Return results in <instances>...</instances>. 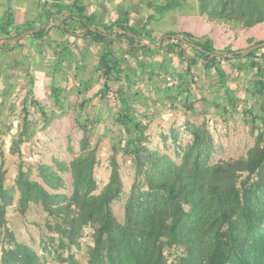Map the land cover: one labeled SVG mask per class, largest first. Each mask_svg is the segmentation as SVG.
Segmentation results:
<instances>
[{"label": "rangeland", "instance_id": "374dc122", "mask_svg": "<svg viewBox=\"0 0 264 264\" xmlns=\"http://www.w3.org/2000/svg\"><path fill=\"white\" fill-rule=\"evenodd\" d=\"M84 1L86 12L95 13L101 22L111 24L129 10L130 15L133 12L137 16L131 23L140 27L167 0ZM258 1L264 5V0ZM189 3L190 6L170 14L159 10L157 20L148 25L150 34L160 37L166 32L191 28L201 41H209L223 51L248 47L250 37L254 43L264 40V22L248 27L249 12L239 5L234 10L229 8L228 18H214L202 12V0ZM4 4L0 8H9L3 7ZM215 4L222 7L221 0H214L210 8ZM21 43L17 47L10 41L13 48L0 51V178L4 179L10 199L6 223L0 225V264H74L71 255L79 264H88L92 227H85L80 245L68 247V239L53 229L55 223L41 203L32 201L28 207L24 206L20 172L24 170L30 178L55 192L44 173L58 171L64 178L58 182V190L70 193V174L60 170V162L68 166L81 153L83 124H87L92 147L98 150L96 179L100 188L109 182L111 160L116 157L120 164L123 191L114 201V208L124 220L128 196L136 181V165L133 155L125 151L130 134L120 131L113 120L123 105L114 95L104 98L101 94L104 78L95 71L103 44L73 34L64 35L58 29L43 40L25 37ZM114 48L129 79L114 82L113 90L123 87L134 117L142 122L143 143L158 155L181 162L194 142L196 131L203 141L198 151L210 164L246 158L258 143L264 123L245 113L257 76L242 60L222 62L233 96L231 102L215 68L207 69L199 62L192 77L187 74V62L177 54L148 50L129 53L126 40L117 41ZM188 53L196 54L191 48ZM177 84L180 91L175 88ZM55 88L61 89L60 103ZM190 102L193 106L187 108L186 103ZM253 105L258 108L260 102L255 99ZM27 115L29 125L25 132ZM261 177L262 185L255 197L259 207L264 208V171ZM171 263L178 262L171 257Z\"/></svg>", "mask_w": 264, "mask_h": 264}, {"label": "trees", "instance_id": "16d2710c", "mask_svg": "<svg viewBox=\"0 0 264 264\" xmlns=\"http://www.w3.org/2000/svg\"><path fill=\"white\" fill-rule=\"evenodd\" d=\"M213 1L202 0V12H208L214 18H228L231 14L229 8L234 10L239 5L240 9L249 12L248 27L264 22V5L258 0H221L222 7L215 4L210 8ZM189 2L167 0L159 4L155 13L140 27L131 23L129 10L111 24L101 22L95 13L86 12L84 0H40L35 18L22 23H17L12 7L0 18V40L38 29L26 37L39 41L51 35L53 29H58L64 35L73 34L85 41L103 44L95 72L104 78L102 96L110 98L114 95L123 105L117 109L113 120L120 131L130 134L125 151L133 155L136 165V181L128 196L124 220L119 218L114 208V201L123 191L120 164L116 157L111 160L109 182L100 188L96 179L98 150L92 147L87 124H83L85 134L81 153L68 166L60 162V170L70 174V193L58 190V182L64 181L58 171L44 173L47 184L56 189L55 192L30 178L24 170L19 177L24 206L28 207L32 201L41 203L55 223L53 229L68 239V247L80 245L85 227H92L88 264H174L171 257L177 260L176 264H264V208L259 207L255 197L261 188L264 171V132L246 158L210 164L198 151L203 141L200 132L196 131L193 144L177 163L163 158L143 143L142 122L134 117L125 90L119 86L114 91L112 87L114 82L122 83L125 79L128 82L129 79L114 48L120 40H126L129 53L148 50L177 54L187 62V74L192 77L199 62L207 69L215 68L231 102L233 96L222 62L242 60L256 71L257 76L252 100L245 106V113L264 123L262 48L245 55L239 52L241 49L223 51L209 41H201L195 31L189 29L166 32L160 37L150 34L148 25L157 20L159 10L170 14L185 5L190 6ZM53 21L62 22V26L49 28ZM120 27L137 34L140 42L149 39L154 43L163 38L161 47L138 45L136 37L129 34L119 33L112 37ZM247 40L249 46L264 41L254 43L253 37ZM21 44L20 40L16 46ZM11 48L7 42L0 46V51ZM188 48L196 54L189 55ZM212 52L233 53L234 56L219 58L212 56ZM180 87L175 85L178 91ZM54 91L60 103L61 89L55 88ZM255 99L260 102L258 108L253 105ZM191 103H186V107H192ZM25 110L28 113V108ZM28 122L27 115L25 132L28 131ZM9 200V191L4 179L0 178V225L6 223ZM70 261L80 263L73 255Z\"/></svg>", "mask_w": 264, "mask_h": 264}, {"label": "water", "instance_id": "95a60500", "mask_svg": "<svg viewBox=\"0 0 264 264\" xmlns=\"http://www.w3.org/2000/svg\"><path fill=\"white\" fill-rule=\"evenodd\" d=\"M51 25H61V26H62V22H55V21H53V22H51V23L49 24L48 27L50 28ZM37 30H38V29H33V30L25 31V32H23L21 35L15 37V38H4V39H1V40H0V46L3 45L4 43L10 42V41H14L15 44H17L20 40H22L23 38H25L28 34H31V33L33 34V33H35ZM119 33L129 34V35H131V36H134V37H136V39H137V41H138V42H137L138 45L150 46V47H152V48H159V47H161V44H162V41H163V38H161L158 44L152 43V42H150V41H145V40H143V41L140 42V41H139V37H138L137 34H134V33H132V32H129V31L123 29L122 27L118 28V29L115 31V33L112 34L111 36H112V37H116ZM198 47H199L200 49H203L201 46H198ZM262 47H264V41L261 42V43H257V44L251 45V46L246 47V48H244V49H241V50H239V52L245 55V54L250 53L251 51H254V50L259 49V48H262ZM212 56H216V57H219V58H227V57H233L234 54H233V53L212 52Z\"/></svg>", "mask_w": 264, "mask_h": 264}, {"label": "crops", "instance_id": "0c3cea01", "mask_svg": "<svg viewBox=\"0 0 264 264\" xmlns=\"http://www.w3.org/2000/svg\"><path fill=\"white\" fill-rule=\"evenodd\" d=\"M39 1L40 0H0V4L1 3H6L4 4L5 6L3 7H12L13 10H14V18L16 19L17 23H22V22H26L27 20H32L35 18V16L37 15L38 13V5H39ZM8 2H12V6H8ZM36 5V6H35ZM35 6V9L33 7ZM26 8H29V9H33L35 11L33 12H30V13H21V11L19 9H23L25 10ZM8 9V8H7ZM5 8H0V18L3 17L5 11L7 10ZM175 12V11H174ZM182 12V10H181ZM34 17H32V15H34ZM136 13H133L130 15V18H131V21L132 20H136ZM148 17V15H147ZM189 30H192L191 28Z\"/></svg>", "mask_w": 264, "mask_h": 264}]
</instances>
